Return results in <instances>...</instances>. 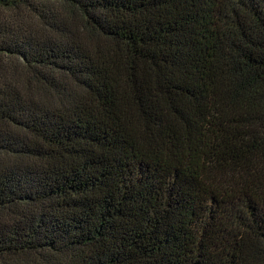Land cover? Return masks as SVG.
Instances as JSON below:
<instances>
[{
	"label": "trees",
	"instance_id": "obj_1",
	"mask_svg": "<svg viewBox=\"0 0 264 264\" xmlns=\"http://www.w3.org/2000/svg\"><path fill=\"white\" fill-rule=\"evenodd\" d=\"M0 264H264V0H0Z\"/></svg>",
	"mask_w": 264,
	"mask_h": 264
}]
</instances>
